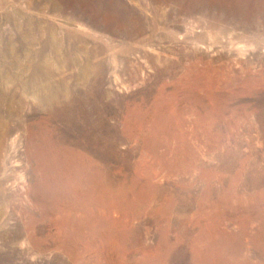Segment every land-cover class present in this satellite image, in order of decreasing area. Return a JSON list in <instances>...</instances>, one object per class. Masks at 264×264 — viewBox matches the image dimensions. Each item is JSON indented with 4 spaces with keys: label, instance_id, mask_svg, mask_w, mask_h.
Listing matches in <instances>:
<instances>
[{
    "label": "rangeland",
    "instance_id": "374dc122",
    "mask_svg": "<svg viewBox=\"0 0 264 264\" xmlns=\"http://www.w3.org/2000/svg\"><path fill=\"white\" fill-rule=\"evenodd\" d=\"M0 264H264V0H0Z\"/></svg>",
    "mask_w": 264,
    "mask_h": 264
},
{
    "label": "bare ground",
    "instance_id": "6f19581e",
    "mask_svg": "<svg viewBox=\"0 0 264 264\" xmlns=\"http://www.w3.org/2000/svg\"><path fill=\"white\" fill-rule=\"evenodd\" d=\"M32 95H33L34 98H35V96L38 98V96H40V91L39 92H32Z\"/></svg>",
    "mask_w": 264,
    "mask_h": 264
}]
</instances>
